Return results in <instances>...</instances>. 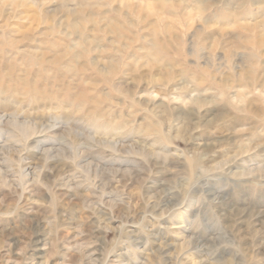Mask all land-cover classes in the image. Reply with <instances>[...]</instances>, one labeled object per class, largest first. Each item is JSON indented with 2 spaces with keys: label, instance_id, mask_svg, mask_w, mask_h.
<instances>
[{
  "label": "rangeland",
  "instance_id": "1",
  "mask_svg": "<svg viewBox=\"0 0 264 264\" xmlns=\"http://www.w3.org/2000/svg\"><path fill=\"white\" fill-rule=\"evenodd\" d=\"M0 116V264H264V0H0Z\"/></svg>",
  "mask_w": 264,
  "mask_h": 264
},
{
  "label": "bare ground",
  "instance_id": "2",
  "mask_svg": "<svg viewBox=\"0 0 264 264\" xmlns=\"http://www.w3.org/2000/svg\"><path fill=\"white\" fill-rule=\"evenodd\" d=\"M3 118L0 116V132H3L4 134L6 133V134H9V131H8V129L6 128L7 126L9 127V125H15V124H19V123H17V122H15L14 120H13V118H8V120L7 121H3L2 120ZM22 125V124H21ZM24 125V124H23ZM4 126H6L5 128H4ZM15 128H16V126H15ZM21 128L24 130V132H25V134L27 135V137H32L31 135H33V134H36L37 133V131H36V128H29L27 125H25V126H21ZM31 131H34V133L33 132H31ZM11 133V132H10ZM57 135V134H56ZM15 137V136H14ZM12 135H8V137H5V138H3L2 140L3 141H0V142H3V144H1L0 145V147H2V146H4V147H8V148H10V147H12V149L14 150V151H17L18 152V150L16 149V145H17V143H16V145H15V143H14V140H13V138H14ZM2 137H1V134H0V139H1ZM27 139V138H26ZM29 140H31V139H29ZM35 141V140H34ZM16 142V141H15ZM39 142V141H38ZM41 142V141H40ZM36 143H37V141H36ZM61 143V142H60ZM26 144V143H25ZM24 144V145H25ZM34 145L35 144V142H30L29 141V143H28V147H30V145ZM63 145V144H62ZM23 146V145H22ZM28 147H27V149H28ZM64 147V146H63ZM23 148V147H22ZM64 149H62V148H59V149H56V148H49V149H44V152H46L47 154H52V153H54V152H56V155L58 156V155H62V151H63ZM133 150V149H132ZM24 151V150H23ZM68 151V150H67ZM65 153H66V151H65ZM136 153V152H135ZM19 154H21V153H19ZM64 154V153H63ZM81 155H82V153H81ZM89 155V154H88ZM142 155V154H141ZM59 156V157H60ZM83 156V155H82ZM238 156V154L237 153H234L233 155H230L229 156V158L228 159H225L223 162V164H227L228 162H231L232 160H234L236 157ZM18 157H19V155H18ZM21 158H23L22 156H21ZM49 159V158H48ZM19 161H22V159H18ZM50 160V159H49ZM86 160V159H85ZM15 161V160H14ZM25 162H26V160H25ZM15 163V162H14ZM18 164L20 163V162H17ZM51 163V162H50ZM57 163V162H56ZM80 163V162H79ZM25 164V163H24ZM23 164V165H24ZM92 163L89 161L88 162V164H87V166H89V165H91ZM222 164V165H223ZM237 164V163H236ZM12 165V164H11ZM82 165H83V163H82ZM86 165V164H85ZM84 165V166H85ZM64 166V165H63ZM22 167V166H21ZM95 167V166H94ZM18 168H19V166H18ZM45 168V167H44ZM59 168H63L62 166H60L59 165ZM90 168V167H89ZM3 168H1L0 167V178H3L4 179V183L5 184H8L10 181H9V179H7L6 177V171L5 170H2ZM57 169V168H56ZM81 169V168H80ZM95 169V168H94ZM100 169V168H99ZM17 170V169H16ZM22 170V169H21ZM63 170V169H62ZM104 170V169H103ZM113 170V169H112ZM239 170V169H238ZM251 170V169H250ZM23 171V170H22ZM94 171V170H93ZM97 171H99V170H97ZM103 172V171H102ZM108 172V171H107ZM116 172V171H115ZM249 172V171H248ZM94 173H95V171H94ZM97 173V172H96ZM95 173V174H96ZM90 174V173H89ZM111 174V173H110ZM22 176H24V175H22ZM28 176V174H25V176L24 177H27ZM29 177V176H28ZM23 178V177H22ZM67 177H65V176H63L61 179L62 180H65ZM91 178V177H90ZM96 178V177H95ZM94 178V179H95ZM28 179V178H27ZM24 180V179H23ZM22 180V181H23ZM17 182H20V180L19 181H17ZM111 182V181H110ZM22 183V182H21ZM20 183V184H21ZM62 183V182H61ZM76 183V182H75ZM101 183V182H100ZM19 184V183H18ZM22 184H24V183H22ZM63 185H68V186H71V182L69 181V180H67V182H65V183H63ZM98 185H100V184H98ZM105 185V184H104ZM79 186V185H78ZM105 187V186H104ZM100 194V193H99ZM82 197V196H81ZM100 197V196H99ZM160 198V197H159ZM158 198V199H159ZM155 200V199H154ZM160 200V199H159ZM87 201V200H86ZM90 202V201H89ZM159 201H156L155 203H154V207L156 208V207H158L159 206V203H161V202H159ZM164 203V202H163ZM86 204V203H85ZM88 204V203H87ZM97 212V211H96ZM103 214V213H102ZM96 215V214H95ZM98 215V214H97ZM105 215V214H104ZM103 217V216H102ZM100 220H103V218L102 219H100ZM131 239V238H130ZM41 250H44L43 248H40ZM91 254H93V253H91ZM90 257H92V256H90ZM89 263V262H88ZM201 263L202 264H206L205 262L203 263V261H201Z\"/></svg>",
  "mask_w": 264,
  "mask_h": 264
}]
</instances>
